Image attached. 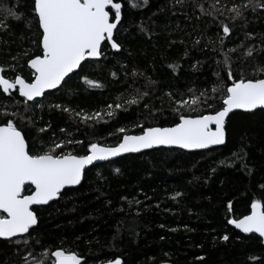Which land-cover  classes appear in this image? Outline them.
<instances>
[{"label": "trees", "instance_id": "16d2710c", "mask_svg": "<svg viewBox=\"0 0 264 264\" xmlns=\"http://www.w3.org/2000/svg\"><path fill=\"white\" fill-rule=\"evenodd\" d=\"M4 2L24 15L0 21V64L8 78L30 79L28 60L42 51L32 0ZM115 2L124 3L114 36L120 51L106 40L101 58L86 59L61 87L28 101L27 111L18 90L0 89V109L20 113L17 126L25 130L32 153L70 140L63 151L85 155L91 143L116 145L125 134L141 133V125L173 126L179 122L176 101L204 91L220 110L221 85L232 82L225 57L234 77L264 78L254 71L264 67V0H140L138 8ZM233 5L248 6L233 19ZM223 24L231 29L227 35ZM214 87L220 90L213 93ZM133 98L139 102L128 104ZM193 108L181 112L213 110ZM96 113L101 117L84 119ZM225 129L222 146L193 152L156 148L93 165L78 187L33 208L39 222L30 236L0 238V264H50L58 248L79 253L86 264L116 258L123 264H264L263 240L229 223L248 215L254 201L264 203V109L232 113ZM32 192L31 185L25 187V194Z\"/></svg>", "mask_w": 264, "mask_h": 264}, {"label": "snow or ice", "instance_id": "6c2138e0", "mask_svg": "<svg viewBox=\"0 0 264 264\" xmlns=\"http://www.w3.org/2000/svg\"><path fill=\"white\" fill-rule=\"evenodd\" d=\"M126 2L131 8L141 6L140 0H126ZM181 2L182 0H177V3ZM142 3L146 5L148 0H142ZM251 3L252 0H249V4ZM247 6L233 5L230 9L234 13L233 19L243 16L242 9ZM259 6L264 7V3H260ZM123 7V2H115V0H32V12L42 30L41 54L34 55L28 60L33 70L30 79H25L19 74L8 78L6 66L0 64V89L6 94L18 90L19 95L24 98L23 103L27 111L28 101L43 97L47 90L57 89L65 81V77L79 68L86 58H99L104 55L101 48L104 41H111V47L119 50L121 45L113 39V33L121 22ZM200 7L203 10V6ZM18 8L19 6L17 10H13L5 5L4 0H0V21L4 20V16L19 20L24 14L20 13ZM0 27H3L2 23ZM222 28L226 35L231 32L227 24H223ZM141 30H144L143 25ZM251 35L248 34L249 38ZM253 51V48H249L247 54L251 56ZM24 55L27 56L28 53L25 52ZM12 59L16 60L18 57ZM225 63L228 65L226 75L232 82L230 86L221 85L224 98L220 110H214L213 104L209 102L214 97H209L204 91L199 95L190 96L187 100L176 101L178 107L175 111L179 114V122L174 123L173 126L144 128L141 125L139 135L125 134L115 147L91 143L85 155L73 154L71 151L64 152L63 148L72 143L70 140L55 143L47 150L32 153L25 130L17 126L15 118L20 117V113L18 111L9 113L7 107L0 109V115L5 117L4 120H0V238H12L23 234L30 236V229L38 224L37 214L31 206L47 204L60 197L66 186L81 184L86 166L98 159H107L121 153L139 152L142 149L161 145L202 149L224 144L225 117L231 111L252 110L264 106V78H245L243 75L236 78L233 76L227 57ZM15 67V65H7V68L15 69ZM254 71L264 75V67L257 66ZM85 79L89 85L99 86L96 81ZM219 90L214 87L211 91L216 93ZM138 102L136 98L127 101L130 105ZM194 105H204L213 110L195 116L181 112L185 107L195 110ZM52 107L62 108L61 105ZM121 107L120 104L116 105L117 109ZM63 110L69 111L68 108ZM113 114V112L107 113L109 116ZM9 115L13 118L8 119ZM100 117L101 113H96L92 117L85 115L84 119L95 120ZM119 132L125 133L126 129L120 128ZM57 149L60 151L57 152ZM234 156L241 158L239 154L234 153ZM26 183L35 186V190L30 195H23ZM228 207L229 209L232 207L231 202ZM251 209L250 215L242 219H232L229 223L245 233L256 232L264 236V203L256 200L251 204ZM228 239V235L223 236V240ZM23 242L28 243L27 240ZM17 243L20 241L18 240ZM51 257L50 264H82V262L86 264L82 255L64 248L51 252ZM39 264L46 262L40 260ZM107 264H123V261L116 258L108 261Z\"/></svg>", "mask_w": 264, "mask_h": 264}, {"label": "water", "instance_id": "95a60500", "mask_svg": "<svg viewBox=\"0 0 264 264\" xmlns=\"http://www.w3.org/2000/svg\"><path fill=\"white\" fill-rule=\"evenodd\" d=\"M119 25V24H118ZM118 25H117V27H118ZM115 31L116 30H114V33H113V39H114V36H115ZM115 40V39H114ZM105 42V41H104ZM103 42V43H104ZM109 43H110V45H111V41H108ZM103 43H102V45H103ZM102 45H101V48H102ZM121 49V48H120ZM120 49L119 50H116V49H113L114 51H120ZM99 58H101V57H99ZM99 58H95V57H89V58H86V59H99ZM85 59V60H86ZM84 60V61H85ZM84 61H82L81 62V65H82V63L84 62ZM28 67L30 68V65L28 64ZM80 68V67H79ZM79 68H77V69H75L72 73H70L69 74V76L71 75V74H73V73H75V72H77L78 70H79ZM31 69V68H30ZM32 70V69H31ZM33 71V70H32ZM68 77V76H67ZM67 77H65V80L67 79ZM64 82H62V84H63ZM62 84L59 86V87H61L62 86ZM58 87V88H59ZM57 88V89H58ZM53 90H56V89H50V90H47L46 91V93L47 92H50V91H53ZM12 91H15V90H12ZM45 93V94H46ZM44 97V96H43ZM43 97H37L34 101H36V100H39V99H42ZM34 101H29V102H34ZM259 109H264V106H258L256 109H252V110H246V109H234L233 111H231L229 114H228V116H226L225 117V124H226V122H227V120H228V118H229V116L232 114V113H234V112H237V111H243V112H255L256 110H259ZM154 127H171V126H154ZM213 127H214V125H213ZM225 131H226V129H225ZM140 134V133H139ZM139 134H128V135H139ZM122 139H123V137H122ZM226 141H227V133H226V140H225V143H226ZM121 142V141H120ZM119 142V143H120ZM118 143V144H119ZM224 143V144H225ZM224 144H221V145H211V146H209V147H207V148H202V149H184V148H181V147H179V146H175V145H172V146H169V145H161V146H154L153 148H149V149H142L141 151H139V152H127V153H121V154H119V155H117V156H113V157H108L107 159H98V160H96V161H94L91 165H88V166H86V168H85V172L87 171V169H89L90 167H92L93 165H95V164H98V163H102V162H107V161H110V160H114V159H117V158H119V157H121V156H124V155H128V154H138V153H142V152H145V151H148V150H151V149H156V148H176V149H181V150H184V151H187V152H193V151H201V150H207V149H210V148H213V147H218V146H222V145H224ZM101 145H103V146H105V147H115L116 145H112V146H110V145H104V144H101ZM83 181V180H82ZM82 181H81V183H82ZM28 185H31L30 183H26V185H25V187L26 186H28ZM80 185V184H79ZM79 185H74V186H66L65 187V189H68V188H75V187H78ZM32 187H33V191L35 190V186L34 185H31ZM65 189H63L62 190V192L65 190ZM31 194V193H30ZM30 194H25V191H24V193H23V195H30ZM59 197H57V198H55V199H53V200H51V201H49L47 204H37V205H32L31 206V208H32V210H33V208L34 207H36V206H46V205H48V204H50L51 202H53V201H55V200H57ZM34 211V210H33ZM251 211H252V209H251ZM35 212V211H34ZM251 214V212L248 214V215H250ZM246 216V215H245ZM38 217V216H37ZM244 217V216H243ZM243 217H241V218H239V219H242ZM38 222H39V220H38ZM231 224V223H230ZM38 225V224H37ZM36 225V226H37ZM233 227H235L237 230H239L240 232H242L243 234H246V235H251V234H256V235H258L262 240H263V243H264V236H261L259 233H256V232H251V233H245V232H243V230L242 229H239V228H237L235 225H233V224H231ZM36 226H33V228L34 227H36ZM32 228V229H33ZM32 229H30V231L32 230ZM23 235H27V234H23ZM23 235H18V236H23ZM18 236H16V237H18ZM12 238H14V237H12ZM12 238H1V239H5V240H8V239H12ZM82 264H83V262H82ZM102 264H107V262L106 263H102Z\"/></svg>", "mask_w": 264, "mask_h": 264}]
</instances>
